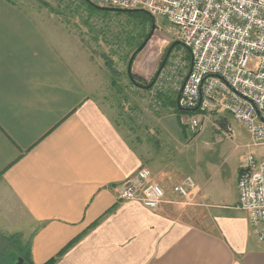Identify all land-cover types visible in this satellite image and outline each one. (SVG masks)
<instances>
[{
  "label": "crops",
  "instance_id": "obj_1",
  "mask_svg": "<svg viewBox=\"0 0 264 264\" xmlns=\"http://www.w3.org/2000/svg\"><path fill=\"white\" fill-rule=\"evenodd\" d=\"M46 30L23 6L0 0V229L27 245L29 262L264 264V244L238 208L244 162L218 167L224 157H203L216 145L191 140L171 165L161 148L134 144L96 98L86 53ZM179 121L161 123L178 131L176 157ZM146 167L166 193L158 210L118 198ZM186 176L196 188L180 198L173 188Z\"/></svg>",
  "mask_w": 264,
  "mask_h": 264
},
{
  "label": "rangeland",
  "instance_id": "obj_2",
  "mask_svg": "<svg viewBox=\"0 0 264 264\" xmlns=\"http://www.w3.org/2000/svg\"><path fill=\"white\" fill-rule=\"evenodd\" d=\"M9 1L30 11L32 18L45 26L51 37L64 41L69 38L68 42H73L69 46L72 51L86 53V64L91 67L92 75L97 77L98 89L93 91L96 98L106 110L110 109L116 123L128 131L134 144L144 149L161 148L165 160L171 165L181 160L191 140L208 150H213L209 147L215 144L218 153H205L203 157L215 159L219 155L218 161L221 162L224 157L223 164H217L224 169L227 166L231 168L237 161L244 162L242 159L249 153L264 159V145L254 144L241 125L213 116L207 118L201 130L189 132L183 128L185 139L182 138L183 145L175 156L173 141L178 139L175 134L178 131L174 132L173 125L181 117L176 108L190 68L191 54L183 45L172 48L175 42H180L178 28L166 17L153 18L145 11L101 10L97 7H110L98 0ZM64 54L71 58L69 52L64 51ZM166 57L167 63L156 80ZM167 120L173 125L163 131L161 123L168 126ZM224 123H230L235 132L232 140L239 139L238 143L244 146L235 149L234 143L225 138L221 131ZM215 138L224 141L215 143ZM261 151L263 153H259ZM219 177L220 171L215 180ZM189 213L193 214L192 210ZM20 240L6 236L0 229V264H17L19 256L29 264L28 247H23Z\"/></svg>",
  "mask_w": 264,
  "mask_h": 264
},
{
  "label": "built area",
  "instance_id": "obj_3",
  "mask_svg": "<svg viewBox=\"0 0 264 264\" xmlns=\"http://www.w3.org/2000/svg\"><path fill=\"white\" fill-rule=\"evenodd\" d=\"M98 2L120 10L145 11L153 18L166 17L178 28L180 43L191 54L178 98L179 107L187 112L180 117L184 128L201 130L213 116L241 125L254 144L264 145V0ZM221 129L226 139H235L230 123H224ZM195 188L194 178L187 176L173 192L188 198ZM238 194V208L247 214L264 244V159L246 155ZM118 198L158 210L165 203L166 193L152 171L142 168L122 184Z\"/></svg>",
  "mask_w": 264,
  "mask_h": 264
},
{
  "label": "water",
  "instance_id": "obj_4",
  "mask_svg": "<svg viewBox=\"0 0 264 264\" xmlns=\"http://www.w3.org/2000/svg\"><path fill=\"white\" fill-rule=\"evenodd\" d=\"M101 10H112V11H121V12H130V13H133V12H137L139 10H120V9H115V8H105V7H97ZM154 29H155V25L153 26V31H152V34L154 33ZM176 45H181L180 42H175L173 45H172V48H174ZM167 62V57L165 58V60L163 61L157 75L162 71L163 67L165 66ZM131 66V65H130ZM132 77V76H131ZM177 107L178 109L182 110L180 107H179V103L177 102ZM17 264H26L25 260L23 258H18V261H17Z\"/></svg>",
  "mask_w": 264,
  "mask_h": 264
},
{
  "label": "trees",
  "instance_id": "obj_5",
  "mask_svg": "<svg viewBox=\"0 0 264 264\" xmlns=\"http://www.w3.org/2000/svg\"><path fill=\"white\" fill-rule=\"evenodd\" d=\"M97 7V6H96ZM176 106V105H175ZM177 109V112H178V114H180V116L181 115H183V114H186L187 112L186 111H184V110H180V109H178V108H176ZM25 260V259H24ZM25 262H26V260H25ZM26 264H27V262H26ZM29 264H32V263H30L29 262ZM48 264H51V263H48Z\"/></svg>",
  "mask_w": 264,
  "mask_h": 264
}]
</instances>
